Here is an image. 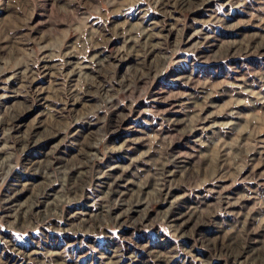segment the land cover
Segmentation results:
<instances>
[{"label": "rangeland", "instance_id": "1", "mask_svg": "<svg viewBox=\"0 0 264 264\" xmlns=\"http://www.w3.org/2000/svg\"><path fill=\"white\" fill-rule=\"evenodd\" d=\"M0 264H264V0H0Z\"/></svg>", "mask_w": 264, "mask_h": 264}]
</instances>
